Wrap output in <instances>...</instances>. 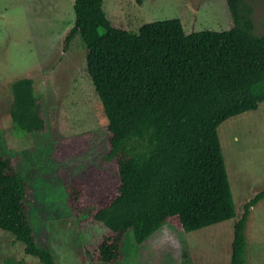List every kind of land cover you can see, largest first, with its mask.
Instances as JSON below:
<instances>
[{"label": "trees", "instance_id": "trees-1", "mask_svg": "<svg viewBox=\"0 0 264 264\" xmlns=\"http://www.w3.org/2000/svg\"><path fill=\"white\" fill-rule=\"evenodd\" d=\"M226 3L234 25L224 30L186 32L173 17L145 22L134 32L109 18L103 0H74V22L62 47L67 50L75 37L82 43L106 117L105 158L115 160L118 174L114 189L91 201L83 180L65 182L81 224L93 221L107 230L93 253L96 263L122 261L129 231L139 245L165 223L185 232L236 215L218 126L264 100V24L256 33L250 0ZM10 86L14 126L46 132L33 78L18 77ZM24 152L0 151V227L42 264H61L40 245L31 221L32 176L19 173ZM263 197L264 189L233 224L231 264H246L248 214Z\"/></svg>", "mask_w": 264, "mask_h": 264}, {"label": "rangeland", "instance_id": "rangeland-1", "mask_svg": "<svg viewBox=\"0 0 264 264\" xmlns=\"http://www.w3.org/2000/svg\"><path fill=\"white\" fill-rule=\"evenodd\" d=\"M250 1L260 33L264 0ZM73 2L0 0V151H25L19 173L32 176L27 199L40 245L49 246L61 264H105L93 261V253L107 230L93 221L81 224L65 188L69 179L83 180L91 201L118 183L115 160L105 158L109 132L82 43L75 37L67 50L62 47L75 18ZM103 7L115 24L134 32L145 22L173 17L181 19L186 32L234 25L226 0H103ZM22 76L33 78L44 101V133L25 132L12 121L10 85ZM218 134L236 215L185 232L165 223L139 245L129 231L126 257L117 264H231L233 224L244 204L264 189V100L227 117ZM245 235L246 264H264V197L250 207ZM0 264L42 263L0 227Z\"/></svg>", "mask_w": 264, "mask_h": 264}]
</instances>
